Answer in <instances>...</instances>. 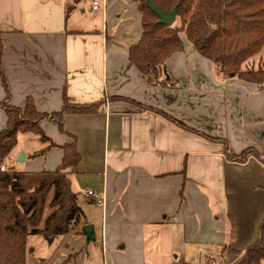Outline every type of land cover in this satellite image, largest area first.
<instances>
[{
	"label": "crops",
	"instance_id": "obj_1",
	"mask_svg": "<svg viewBox=\"0 0 264 264\" xmlns=\"http://www.w3.org/2000/svg\"><path fill=\"white\" fill-rule=\"evenodd\" d=\"M67 2L0 0L11 105L23 109L32 99L40 113L49 114L41 127L56 145L41 155L49 144L40 142L41 152L33 156L27 134H20L7 166L54 171L63 160L62 146L73 142L81 154L70 177L85 212L82 227L92 225V236L83 228L63 236V256L53 264L95 241L97 233L111 264H170L171 258L177 264H248L244 252L264 224V165L253 158L231 162L223 144L144 107L225 139L236 154L254 148L264 157V91L223 78L184 34V51L165 66L177 86L149 85L129 60L143 33L138 4L101 0L94 10L93 0H83L67 16ZM65 94L75 104L116 100L96 114L65 115L61 131L51 117L61 111ZM6 98L0 74V131L7 124ZM21 153L24 162L17 159Z\"/></svg>",
	"mask_w": 264,
	"mask_h": 264
},
{
	"label": "trees",
	"instance_id": "obj_2",
	"mask_svg": "<svg viewBox=\"0 0 264 264\" xmlns=\"http://www.w3.org/2000/svg\"><path fill=\"white\" fill-rule=\"evenodd\" d=\"M83 0H68L65 13L71 14ZM142 13L143 33L137 45L129 50V60L147 76L152 86L176 87L166 72L167 61L184 51V34L195 52L209 60L215 72L223 78H236L255 84L264 91V69L244 68L264 50V0H132ZM151 1L166 13L177 8L180 26L160 23V18L148 6ZM176 19V21H177ZM4 42L0 33V74L7 93L2 106L7 115L6 127L0 131V264H27L28 241L40 236L55 240L65 235L83 233L85 212L80 205L79 194L72 189L70 171L81 162L76 142L62 146L64 156L61 165L54 171L25 172L2 171L17 146L20 134H34L42 143H48L41 155L56 145L45 134L41 122L49 114L40 113L32 99L23 109L11 105L10 88L4 77ZM116 98H106L94 104H75L64 95L63 107L52 115L60 130L65 115H91L99 112L102 105ZM155 112L182 129L225 146V155L231 162L246 164L256 159L264 165L262 157L254 148L240 154L234 153L225 139L209 137L189 129L167 114ZM49 207L53 212L47 217L43 228H39L43 210L50 193ZM31 251V250H30ZM248 264H264V224L259 239L245 252Z\"/></svg>",
	"mask_w": 264,
	"mask_h": 264
},
{
	"label": "rangeland",
	"instance_id": "obj_3",
	"mask_svg": "<svg viewBox=\"0 0 264 264\" xmlns=\"http://www.w3.org/2000/svg\"><path fill=\"white\" fill-rule=\"evenodd\" d=\"M174 26H180V21L177 19V21L173 24ZM254 68L264 69V50L261 54H259L255 59H252L249 61V63L244 65V68ZM25 142L29 144V148L31 150V154L34 156L38 155L41 150L40 148V141L37 136L34 134H27L25 137ZM228 142V141H227ZM229 144V142H228ZM230 146V145H229ZM19 157H17L18 159ZM34 159V158H33ZM9 159L6 160L1 169L2 171H10L15 170L14 168H10L7 166ZM32 162V160H31ZM32 164H26L25 170H31L29 167ZM53 193L51 192L48 197L45 204V208L43 210V215L41 219V223L39 225V228H43L44 222L47 219V217L53 212V209L49 207V204L52 200ZM62 237H59L55 239V241L52 244H49L50 240L44 239L43 237H31L28 241V255H27V264H53V261L61 256H63V250L64 244L62 242ZM100 234L97 233L96 240L93 242H84V244L80 247L79 250L76 251L73 255H66L65 258L61 261V264H111V254L107 249H105L104 253L102 250V244L100 242ZM66 243V242H65ZM33 248L32 253L30 249ZM190 252V251H188ZM170 264H177V261L174 258L170 259ZM151 264H159V263H151ZM187 264H194L191 261H188Z\"/></svg>",
	"mask_w": 264,
	"mask_h": 264
},
{
	"label": "water",
	"instance_id": "obj_4",
	"mask_svg": "<svg viewBox=\"0 0 264 264\" xmlns=\"http://www.w3.org/2000/svg\"><path fill=\"white\" fill-rule=\"evenodd\" d=\"M148 6L153 10V12L156 13V15L160 18V23L172 26L177 19V8H175L172 12L166 13L163 9H161L159 6L154 4L153 2L149 1ZM19 162H24L25 161V154L21 153V155L18 158ZM83 231L88 235V237L91 238L92 236V230L93 227L92 225H84Z\"/></svg>",
	"mask_w": 264,
	"mask_h": 264
},
{
	"label": "built area",
	"instance_id": "obj_5",
	"mask_svg": "<svg viewBox=\"0 0 264 264\" xmlns=\"http://www.w3.org/2000/svg\"><path fill=\"white\" fill-rule=\"evenodd\" d=\"M100 1L101 0H93V9L97 10L100 7ZM87 196L88 197H94L96 196L95 193L93 191H87ZM102 203V201H99V204Z\"/></svg>",
	"mask_w": 264,
	"mask_h": 264
}]
</instances>
